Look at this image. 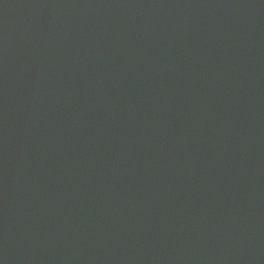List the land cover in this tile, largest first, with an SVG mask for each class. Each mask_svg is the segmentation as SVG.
Masks as SVG:
<instances>
[{
	"label": "water",
	"instance_id": "95a60500",
	"mask_svg": "<svg viewBox=\"0 0 264 264\" xmlns=\"http://www.w3.org/2000/svg\"><path fill=\"white\" fill-rule=\"evenodd\" d=\"M0 264H264V0H0Z\"/></svg>",
	"mask_w": 264,
	"mask_h": 264
}]
</instances>
